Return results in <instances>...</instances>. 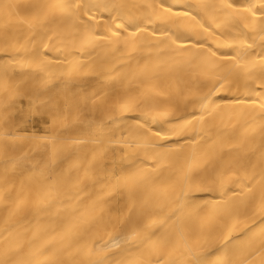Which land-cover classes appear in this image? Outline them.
<instances>
[{
    "label": "bare ground",
    "instance_id": "bare-ground-1",
    "mask_svg": "<svg viewBox=\"0 0 264 264\" xmlns=\"http://www.w3.org/2000/svg\"><path fill=\"white\" fill-rule=\"evenodd\" d=\"M0 264H264V0H0Z\"/></svg>",
    "mask_w": 264,
    "mask_h": 264
}]
</instances>
